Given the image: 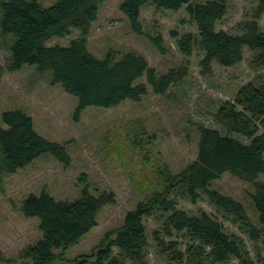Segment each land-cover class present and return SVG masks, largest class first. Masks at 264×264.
Returning a JSON list of instances; mask_svg holds the SVG:
<instances>
[{"label":"rangeland","instance_id":"1","mask_svg":"<svg viewBox=\"0 0 264 264\" xmlns=\"http://www.w3.org/2000/svg\"><path fill=\"white\" fill-rule=\"evenodd\" d=\"M35 1L47 8L57 0ZM94 1L97 16L91 23L86 46L95 58L103 59L112 53L118 59L124 53L135 52L144 56L157 74L182 63L171 35L195 34L194 24L184 9L172 12L145 5L140 14L142 34L139 35L132 31L119 9L123 0ZM255 6L256 0H228L226 14L216 23V29L240 34L244 24L252 19ZM258 27L264 34V16L258 20ZM78 34V30L72 29L69 35L52 37L45 45L66 47ZM158 35L163 41V53L150 41V37ZM13 41L12 35L0 34V68L4 71L0 79V127L6 128L1 117L3 112L21 111L31 118L33 129L41 137L63 146L69 163L64 165L44 153L14 174L0 173V254L12 264H28L19 258L22 250L42 238L39 220L22 214V201L30 194L38 196L42 192L55 200L77 199L85 187L83 180L90 195L112 192L115 202L98 211L96 225L78 244L63 253L56 252L54 264L95 263L97 252L115 237L127 212L153 192L161 191L166 175L180 172L195 160L197 126L216 129L225 135V129L214 120L219 106L232 101L241 85L264 83V65L250 67L247 51L236 66L224 68L213 63L210 71L202 74L201 52L194 47L187 75L163 95L155 94L147 86L146 94L138 102L126 99L113 107L89 106L78 112L77 98L64 92L59 84H50V71L39 73L34 66L27 65L12 72L4 70ZM136 83H145V77ZM232 136L247 143L237 135ZM257 180L264 183V174ZM208 188L241 203L250 223L259 227L250 198L253 184L224 173ZM172 199L177 201L178 209L188 214L204 211L212 215L227 234L241 239L254 264H263L262 241H250L235 218L219 212L205 197L193 205L177 191ZM161 222L160 213L144 219L147 245L143 264H214L205 254L198 255V251L191 250L194 244L184 233L172 232L170 237L160 233ZM154 230L159 231V241L177 243L181 259L162 251L165 245L153 240ZM112 254L117 256L118 251L112 249ZM118 259L119 264H135ZM232 263L236 261L227 264ZM0 264L4 261L0 260Z\"/></svg>","mask_w":264,"mask_h":264},{"label":"trees","instance_id":"2","mask_svg":"<svg viewBox=\"0 0 264 264\" xmlns=\"http://www.w3.org/2000/svg\"><path fill=\"white\" fill-rule=\"evenodd\" d=\"M228 0H123L120 11L127 18L132 31L142 34L141 10L152 5L164 11L184 9L195 27V34L172 33L182 63L164 74H157L144 56L127 52L118 59L108 53L103 59L95 58L87 50V37L91 23L97 16L94 0H57L52 6L41 7L37 1L6 0L0 2V34L12 35L10 56L4 70L16 71L34 66L39 73L51 72L50 84H59L64 92L78 100V112L89 106L109 108L128 99L140 101L147 86L155 94L163 95L187 75L193 49L201 52V73L210 71L213 63L232 68L243 60L244 52L250 55V67L264 65V34L258 20L264 16V0H256L252 19L244 24L240 34H229L216 29L227 11ZM72 29L78 36L66 47L46 46L52 37L63 38ZM156 49L163 53L160 35L150 37ZM0 68V79L3 74ZM145 77V83H136ZM0 127V173L14 174L44 153L68 165L69 156L62 145L41 137L34 129L30 117L19 110L5 111ZM215 122L225 129L222 135L216 129L197 126V155L194 161L175 174L163 178L161 191H155L145 201L127 212L122 227L115 237L97 252L93 264H119L118 257L135 264H143L147 234L144 219L156 213L162 217L161 232L170 237L172 232L184 233L194 244L191 250L205 254L214 264H254L244 250L241 239L227 234L212 215L199 211L188 214L176 207L172 199L179 191L191 203L202 197L225 216L235 218L239 228L250 241H262L264 248V183L258 177L264 174V83H247L235 92L232 101L222 103L214 114ZM232 135L247 141L244 143ZM228 173L243 182L253 184L251 202L258 216L259 227L248 220L244 207L232 198L210 190L208 185ZM81 195L74 200H55L42 192L28 195L20 210L26 218L36 217L42 238L22 250L19 258L28 264H54L56 252H65L76 245L96 225L100 209L115 202L112 192L92 196L85 180ZM152 238L165 245L162 251L181 259L177 243L159 241V231ZM112 249L118 251L117 256ZM261 259L264 264V257ZM0 260L4 264L11 261ZM62 260V259H61ZM7 261V262H6ZM90 262V261H89ZM11 262L10 264H12Z\"/></svg>","mask_w":264,"mask_h":264}]
</instances>
